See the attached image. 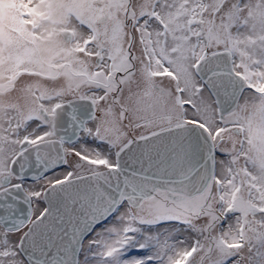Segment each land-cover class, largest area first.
Masks as SVG:
<instances>
[{
  "label": "snow or ice",
  "instance_id": "snow-or-ice-1",
  "mask_svg": "<svg viewBox=\"0 0 264 264\" xmlns=\"http://www.w3.org/2000/svg\"><path fill=\"white\" fill-rule=\"evenodd\" d=\"M13 2L0 264H264V0Z\"/></svg>",
  "mask_w": 264,
  "mask_h": 264
},
{
  "label": "rangeland",
  "instance_id": "rangeland-1",
  "mask_svg": "<svg viewBox=\"0 0 264 264\" xmlns=\"http://www.w3.org/2000/svg\"><path fill=\"white\" fill-rule=\"evenodd\" d=\"M38 9L45 12L42 13L43 16L38 19L39 31L43 35V39L37 43V57L40 61V69L44 73L51 71L50 65L53 63H58L63 55H66L63 46L60 43V31L63 27L62 19L59 13H56V4L53 0L49 3L45 0L44 3L37 4ZM16 5L13 0H0V37H2V42H0V58L8 59L11 62V49H10V37L9 25L11 19L15 15ZM40 10V11H41ZM41 13V12H40ZM56 16L54 26L49 28L45 22H50L48 17ZM12 63V62H11ZM13 64V63H12ZM14 73V68H13ZM29 84L34 90L45 91L47 87V82L41 79H27Z\"/></svg>",
  "mask_w": 264,
  "mask_h": 264
},
{
  "label": "flooded vegetation",
  "instance_id": "flooded-vegetation-1",
  "mask_svg": "<svg viewBox=\"0 0 264 264\" xmlns=\"http://www.w3.org/2000/svg\"><path fill=\"white\" fill-rule=\"evenodd\" d=\"M40 10H41V8H40ZM40 12H41L40 17H42L43 16L42 13L45 14V12L43 10H41ZM47 18L50 19V22H45V23L49 28L54 26L53 21L58 22L57 20H55V18H56L55 15H53L52 17L47 16ZM11 62H12V60H11ZM11 62H9V60L7 58L6 59L0 58V121H3L6 118L5 113H6L7 108H8V95H7V93H8V89L12 86V76L14 74L13 73L14 67H13V64ZM23 83L29 84L27 79H25L23 81ZM17 87H19V85H17Z\"/></svg>",
  "mask_w": 264,
  "mask_h": 264
}]
</instances>
